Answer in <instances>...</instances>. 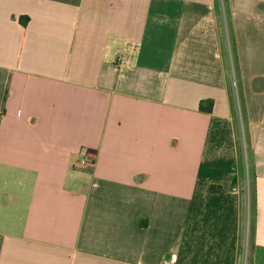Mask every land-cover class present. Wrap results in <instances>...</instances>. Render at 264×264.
I'll return each instance as SVG.
<instances>
[{
	"label": "crops",
	"instance_id": "1",
	"mask_svg": "<svg viewBox=\"0 0 264 264\" xmlns=\"http://www.w3.org/2000/svg\"><path fill=\"white\" fill-rule=\"evenodd\" d=\"M229 5L253 254L217 0H0V264H264V0Z\"/></svg>",
	"mask_w": 264,
	"mask_h": 264
},
{
	"label": "trees",
	"instance_id": "2",
	"mask_svg": "<svg viewBox=\"0 0 264 264\" xmlns=\"http://www.w3.org/2000/svg\"><path fill=\"white\" fill-rule=\"evenodd\" d=\"M224 9L226 11V15L228 17V24L230 25V38H231V43H232V54L235 60V65H236V74H237V83H238V94L235 93V90L233 88V80L232 79V69L230 62L228 61V47L226 45V42L224 40V36L222 33V44H223V53H224V58H225V63H226V69H227V74H228V80L230 83V89H231V105L233 108L234 112V124H235V130L237 134V139H238V151H239V173L236 178V184L238 183V180H240L241 187L239 189L240 195L242 197V233H241V248H240V257L242 256V250H243V243H244V226H245V218H246V210L248 207V203L250 205V210L252 214V225L250 228V252H254V236H255V221L253 222V216L255 217V171H254V160H253V152L251 148V143L249 140L248 132H247V112H246V103H245V98L243 94V86H242V80H241V74H240V67H239V55H238V48L236 44V39H235V32H234V27L233 23L231 20V9L229 5V0H224ZM220 4V1L217 0V5ZM219 15V14H218ZM222 29V28H221ZM237 101H239L240 104V109L242 111V115L244 118V125H245V131L244 135L246 137L247 145H248V151H247V164H248V172L246 170V162L244 158V153H243V148H242V131L240 128V124L238 122V108H237ZM214 106L213 101H203L201 103V109L202 111L205 112H211L212 108ZM247 177L249 179V186L247 185ZM254 212V213H253ZM251 259V257L249 258ZM250 264V261H249Z\"/></svg>",
	"mask_w": 264,
	"mask_h": 264
},
{
	"label": "rangeland",
	"instance_id": "3",
	"mask_svg": "<svg viewBox=\"0 0 264 264\" xmlns=\"http://www.w3.org/2000/svg\"><path fill=\"white\" fill-rule=\"evenodd\" d=\"M220 1V4L217 5V9H218V14H219V18H220V25H221V28H222V33H223V36H224V40L226 42V45L228 47V53H229V58H228V61L230 62V67H231V71H232V79L233 82H236V88H234L235 90V93L238 94V83H237V74H236V65H235V60H234V57H233V50H232V43H231V38H230V25L228 24V17L226 15V11L224 9V0H219ZM237 108H238V122L240 124V128H241V131H242V148H243V153H244V158H245V162H246V170L248 172V164H247V151H248V145H247V141H246V137L244 135V129H245V125H244V118H243V115H242V111H241V107H240V104H239V101H237ZM248 179V177H247ZM249 181V179H248ZM249 186V185H248ZM252 218L250 216V212H249V208L247 210V214H246V225L247 226V229L248 227L251 228V225H252ZM248 235V233H247ZM246 235V238H247V246H250V237H248ZM250 236V235H249ZM246 249V248H245ZM244 249V250H245ZM247 251H248V247H247ZM249 253V251H248Z\"/></svg>",
	"mask_w": 264,
	"mask_h": 264
},
{
	"label": "built area",
	"instance_id": "4",
	"mask_svg": "<svg viewBox=\"0 0 264 264\" xmlns=\"http://www.w3.org/2000/svg\"><path fill=\"white\" fill-rule=\"evenodd\" d=\"M233 86H234V88H236V87H235V86H236V82H233ZM82 155L86 156V155H87V151H86V150L82 151ZM81 164L84 165V166H87V165L89 164L88 159L85 157V158L81 161ZM246 182H247V185H249V181H248V179H247Z\"/></svg>",
	"mask_w": 264,
	"mask_h": 264
}]
</instances>
